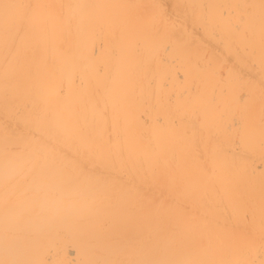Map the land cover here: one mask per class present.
I'll use <instances>...</instances> for the list:
<instances>
[{
  "label": "bare ground",
  "instance_id": "6f19581e",
  "mask_svg": "<svg viewBox=\"0 0 264 264\" xmlns=\"http://www.w3.org/2000/svg\"><path fill=\"white\" fill-rule=\"evenodd\" d=\"M0 264H264V0H0Z\"/></svg>",
  "mask_w": 264,
  "mask_h": 264
}]
</instances>
